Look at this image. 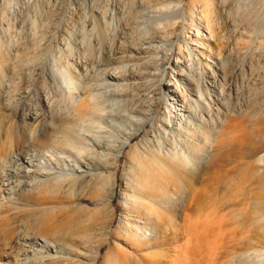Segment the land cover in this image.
Wrapping results in <instances>:
<instances>
[{
    "label": "rangeland",
    "instance_id": "obj_1",
    "mask_svg": "<svg viewBox=\"0 0 264 264\" xmlns=\"http://www.w3.org/2000/svg\"><path fill=\"white\" fill-rule=\"evenodd\" d=\"M211 9L208 21L198 0H0L6 152L17 112L39 111L25 125L31 162L11 161L17 153L0 160V201L36 168L84 179V190L78 182L66 199L76 210L56 209L53 218L66 232L105 222L112 235L99 253L94 242L73 254L62 246L71 262L264 264V0H212ZM60 123L73 124L80 146L41 144L43 134L62 140ZM151 151L164 167L150 165ZM141 169L166 196L158 225L146 231L152 241L134 247L122 230L134 216L132 179ZM112 187L114 210L106 202ZM138 196L145 204L146 191ZM3 228L0 264H10L16 258L3 246ZM29 257L26 250L18 259L29 264Z\"/></svg>",
    "mask_w": 264,
    "mask_h": 264
},
{
    "label": "bare ground",
    "instance_id": "obj_2",
    "mask_svg": "<svg viewBox=\"0 0 264 264\" xmlns=\"http://www.w3.org/2000/svg\"><path fill=\"white\" fill-rule=\"evenodd\" d=\"M198 1L201 2L204 11L208 15L207 20L208 21L212 20L213 19V11L211 9L212 0H198ZM110 76L113 77L112 74ZM164 85L166 86V89L168 91L172 92V94L170 95H173V96L177 95V92L173 89L171 90L167 83ZM260 108L261 106L258 104L252 106L253 110H258ZM37 112H33V113H27L24 111L17 112V117H19V119H17V122H18L17 125L13 129H10L9 127L7 128V132H8L7 137L9 135L10 148L13 150H11L10 152L8 151L6 152V148L3 146V144L6 143L4 139L5 137L4 136H3L4 138L0 137V160L2 158L7 159L12 154L17 153L16 156L11 157V161H13L14 159L17 162L20 161L22 164L24 162L26 163L31 162V159L27 158L26 151H23V148L25 147V144L28 141L25 125L29 123L28 121L30 120L35 121V119L37 120L39 118V114ZM88 113L90 112L83 111L82 114L87 116ZM2 117L3 116L0 114V125L2 124V127H4V123H7L9 119L6 118L7 120L3 121ZM83 117L84 116H81L82 120H83ZM91 121H94V120L91 119ZM70 122L71 121H69L68 123ZM261 122L264 124V119L261 120ZM65 124L60 123L56 129L59 132H61L62 135L64 132V136L62 140H59L57 138L53 139V136L50 137V136L43 134L42 137L40 138L41 144L51 145L52 143V145L53 144L61 145L62 143L64 145L66 144L69 146L71 145V147L72 145H75L78 142L79 138L77 139L75 136H73L74 132L73 133L71 132L73 131V129L71 130V127L73 124L69 127L66 126L68 124L66 125ZM128 143H131V135L127 137L126 141L122 142L119 145L117 155H116L117 157L121 153L122 149L126 145H128ZM80 145L81 143L78 146ZM4 153L5 155H3ZM6 154H9V156H7ZM90 155L93 156V154H90ZM72 156L74 157L75 154ZM42 157L43 155H41L40 158ZM68 157H71V156H68ZM134 161L136 164H139L140 166L141 156L136 154ZM149 163L152 167H156V165H159V166L162 165L164 167L165 165V163L157 157V152H154V151L150 152ZM17 164H20V163H17ZM81 166L85 167L84 164H82ZM180 166L184 169L185 173H188V170L191 168L189 167L187 161H181ZM141 167L142 166H140V168ZM37 171L39 172L37 173ZM86 171L87 172L90 171V168H88V166H86V169L83 172V174L81 173L82 178H80L79 180H82L83 177L87 178L86 176L88 175H86ZM75 173H76L75 169H72L71 173H68V174L75 175ZM79 175H80V172H79ZM62 176H65V174H63L62 172H59L56 175L54 174L52 175L51 173H49V169H46L45 167H41V169L36 168V171L34 173L29 174V177L27 180H25L24 182L18 181L16 183L17 187L13 189V191H11L12 192L11 195H8L5 201H0V222H1L0 224L4 226V228L2 229L3 230L2 231V242L4 244L3 246H5V249H7L9 254L14 255V257L16 258L15 259L16 261L10 264H23L19 262L18 257H20L22 253H25L26 250L30 253V257L28 259L29 264H74V263L78 264L76 262L74 263L71 262L69 259H67V257L65 258L64 255H62L63 254V251L61 250L62 246L63 247L67 246L69 248L68 253L73 254L72 253L73 249L77 247L79 244L83 243L84 245H87L90 243L92 244V242H94L97 244V246H95L96 253H99L101 246L104 245L106 242L108 243V236L112 235L110 232V224H107V223L105 224V222H101L99 224L92 223L93 225L88 224V226H86L83 232H80V231L76 232V230H69L68 232H66L59 226V222L56 220L57 218L56 219L53 218L56 209H64V212H66L65 209L76 210L75 206L70 207L72 203H70L66 199L69 197L68 195L71 194L72 190L74 189V186L78 184L79 181L77 182V184L76 182H74L75 179L77 180L78 177L72 178L74 179L73 181V180H69L71 179L70 178L71 176L69 177V179H66L67 177L63 178ZM133 177L134 178L132 179L133 180L132 183H133L134 189H133L132 194L130 195L132 199V204H131V208L129 209V211L132 213V215L136 217L134 216L131 218L126 217L125 222H127V225H124L122 231L124 232V237H127L129 240H132L134 247H135L136 244L138 246L142 244L143 240H147V241L151 240V238L148 237V235H146V231L149 230L150 226L158 225L157 223L160 220V216L158 213L159 209L157 207L163 203L165 204V201H162V199L166 195L163 196L162 194L163 190L161 189V187H158L156 189L154 188L155 185L153 182H155V179H153L154 180L153 182H150L151 178L147 179L145 169H141V176L133 175ZM151 177L154 178V173H152ZM66 180H69V181L67 182ZM83 180L81 181V183L82 182L85 183ZM113 182H115V179L113 180ZM149 182L152 184H150ZM81 183L79 184V186H77V189L78 187H80L81 188L80 190H84L86 186L84 187V185H81ZM88 184H91V183H88ZM97 186H98L97 183L90 185L88 190L91 191L97 188ZM111 189L112 190H110V194L106 197L107 198L106 202L108 204V208L113 209V205L111 203V199L113 198V187ZM142 189H144L147 194L146 199H145L146 200L145 204L138 200V197H139L138 193L142 195ZM56 192H58L60 195L55 205L54 202L50 201L51 198L49 196ZM78 194H79L78 191H76L75 198L73 199L75 202L79 199ZM153 198H155V202L153 201ZM33 204L38 205V208H36L37 210L36 209L34 210L33 208L31 210L29 208V206ZM53 204L55 206H53ZM139 219H143L142 224L139 223ZM141 226H143L145 231H141ZM131 227H134V228L132 229ZM28 238L30 239V241ZM32 240L33 242H31ZM29 243H33V246L28 245ZM50 243H54V245L50 246L51 245ZM38 245L40 246V249L35 248V246H38ZM43 248L47 251L46 254L42 253ZM53 249H54V252H51ZM110 256L111 254L107 256V258L108 257L110 258ZM91 258L90 260L92 261L94 257L92 259ZM117 260L118 259H115L112 261L109 260V262L106 264H116ZM8 263L9 262H7V264Z\"/></svg>",
    "mask_w": 264,
    "mask_h": 264
}]
</instances>
